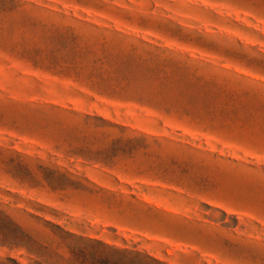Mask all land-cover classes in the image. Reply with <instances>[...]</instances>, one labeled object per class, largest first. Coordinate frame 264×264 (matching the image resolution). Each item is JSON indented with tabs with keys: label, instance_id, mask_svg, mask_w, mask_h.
I'll list each match as a JSON object with an SVG mask.
<instances>
[{
	"label": "rangeland",
	"instance_id": "1",
	"mask_svg": "<svg viewBox=\"0 0 264 264\" xmlns=\"http://www.w3.org/2000/svg\"><path fill=\"white\" fill-rule=\"evenodd\" d=\"M264 0H0V262L63 264L53 224L167 264H264ZM194 186L173 208L158 181ZM180 227L181 234L170 232ZM17 245V246H15Z\"/></svg>",
	"mask_w": 264,
	"mask_h": 264
},
{
	"label": "crops",
	"instance_id": "2",
	"mask_svg": "<svg viewBox=\"0 0 264 264\" xmlns=\"http://www.w3.org/2000/svg\"><path fill=\"white\" fill-rule=\"evenodd\" d=\"M232 146L237 150H250L258 154L260 160L264 162V143L256 146L236 143ZM260 181L257 190L247 189V186L239 180L224 187L219 193L207 191L205 199L220 206L225 212L235 215L239 220L251 219L264 224V177H261ZM193 187L159 180L155 191L157 198L164 201L166 205L180 208L190 205L197 199V190ZM179 228L170 227L169 231L181 234L182 230Z\"/></svg>",
	"mask_w": 264,
	"mask_h": 264
},
{
	"label": "trees",
	"instance_id": "3",
	"mask_svg": "<svg viewBox=\"0 0 264 264\" xmlns=\"http://www.w3.org/2000/svg\"><path fill=\"white\" fill-rule=\"evenodd\" d=\"M0 222L9 228L14 234V240L21 246V238L28 236L25 231L7 214L2 212H0ZM53 226L65 238L73 240L68 243L70 257L63 264H167L148 254L118 249L100 240L76 236L60 225L53 224ZM8 261L12 263L0 262V264H20L12 259H8Z\"/></svg>",
	"mask_w": 264,
	"mask_h": 264
}]
</instances>
